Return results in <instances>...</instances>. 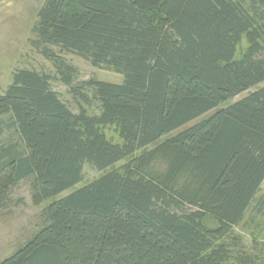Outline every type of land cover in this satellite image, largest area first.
<instances>
[{
  "label": "trees",
  "instance_id": "16d2710c",
  "mask_svg": "<svg viewBox=\"0 0 264 264\" xmlns=\"http://www.w3.org/2000/svg\"><path fill=\"white\" fill-rule=\"evenodd\" d=\"M33 34L56 74L17 70L0 94L22 145L0 150V205L24 180L42 204L81 184L86 165L110 171L45 208L0 264H253L234 254L232 230L264 184V88L219 108L264 83V0H46ZM55 48L124 80L74 86Z\"/></svg>",
  "mask_w": 264,
  "mask_h": 264
},
{
  "label": "rangeland",
  "instance_id": "374dc122",
  "mask_svg": "<svg viewBox=\"0 0 264 264\" xmlns=\"http://www.w3.org/2000/svg\"><path fill=\"white\" fill-rule=\"evenodd\" d=\"M45 1L3 0L0 2V94H3L11 84L12 75L17 70H35L51 76L56 74L53 64L33 46V42L37 40V37L33 34V28L38 22V12ZM247 47L248 42L243 38L239 44L237 58L241 57ZM55 50L67 63L77 69V78L74 86H78L81 82L91 78L112 84H122L124 80L122 75L106 69L95 68L75 54L65 53L56 48ZM51 87L73 113L78 112L75 96L71 93L68 86L56 79L52 80ZM262 88H264V83L230 100L219 109L239 101L250 93ZM98 106L99 104L94 103L90 111L98 114ZM212 114L214 112L193 121L178 132L194 126ZM176 133L170 136H174ZM170 136L163 137L160 143ZM107 137L115 144L121 142L113 129L108 130ZM9 145H16L19 150H22V145H20V140L10 116L4 115L0 116V150ZM156 145H152L144 151H150ZM138 154L136 155L138 156ZM127 162L128 160L125 159L113 169H119ZM108 171L110 170L98 172L86 165L84 167V181L81 184L42 204L34 202L33 179L24 180L15 186L8 193L6 197L8 200L6 199L7 201L0 205V262L14 254L40 231L45 222L43 215L45 208L54 201L71 194L74 190L98 179ZM263 197L264 184L262 192L246 213L243 221L232 230V235L240 239L239 246L234 248V254L236 256L247 254L252 258L251 260H254L253 264H264V208L259 209L260 204H263V200H261ZM207 226L215 228L217 224L213 220H208Z\"/></svg>",
  "mask_w": 264,
  "mask_h": 264
},
{
  "label": "crops",
  "instance_id": "0c3cea01",
  "mask_svg": "<svg viewBox=\"0 0 264 264\" xmlns=\"http://www.w3.org/2000/svg\"><path fill=\"white\" fill-rule=\"evenodd\" d=\"M1 1H3V0H1ZM1 1H0V2H1Z\"/></svg>",
  "mask_w": 264,
  "mask_h": 264
}]
</instances>
